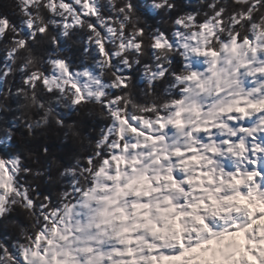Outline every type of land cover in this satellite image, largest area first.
Returning <instances> with one entry per match:
<instances>
[{
  "label": "snow or ice",
  "instance_id": "snow-or-ice-1",
  "mask_svg": "<svg viewBox=\"0 0 264 264\" xmlns=\"http://www.w3.org/2000/svg\"><path fill=\"white\" fill-rule=\"evenodd\" d=\"M200 3L170 18L171 34L144 17L174 0H15L18 22L0 13V94L19 73L16 95L40 116L28 133L54 124L83 143L61 106L105 119L91 151L61 165L56 203L22 181L42 173L21 155L0 156V220L30 221L15 224L22 241L0 243V264H264V0ZM76 32L92 66L59 54ZM49 40L45 58L36 46ZM141 65L143 99L128 75Z\"/></svg>",
  "mask_w": 264,
  "mask_h": 264
},
{
  "label": "trees",
  "instance_id": "trees-1",
  "mask_svg": "<svg viewBox=\"0 0 264 264\" xmlns=\"http://www.w3.org/2000/svg\"><path fill=\"white\" fill-rule=\"evenodd\" d=\"M141 6L145 5L148 0H138ZM177 8L170 14H156L152 12L144 17L147 25L152 28L159 27L169 34L172 32L171 19L175 16L188 12H201L206 10L202 7L200 0H174ZM0 13H6L14 22H18V16L15 12V0H0ZM54 34H58L54 30ZM85 34L81 32L74 33L70 38L60 37L59 54L65 57L74 67V69L83 66H92V55L85 52ZM0 45V67H2L3 52ZM37 54L45 58L56 52L55 47L49 41H43L36 46ZM145 62H148L145 60ZM182 61L179 56L173 58V70L179 71ZM128 75L132 77L134 92L138 98L143 99V89L146 88L143 67L136 66ZM170 79V78H169ZM22 86V78L19 73L11 77L8 83L2 86V91L6 92L11 89L12 94L4 98L0 94V139L4 136V130L11 128L13 135L11 142L0 144V156L8 154H19L22 157L23 164L33 170V173L39 171L41 176L34 175L22 177V181H27L36 188L41 196L48 195L53 202L59 201L60 194L69 186V179L60 176L63 167L72 166L76 159H83V156L91 151V144L99 137L101 128L105 125V119L98 112L82 116L80 113L71 112L62 106L57 108L65 114L66 123L72 124L76 121H82L81 127L84 140L74 139L66 136L63 130L57 128L54 124L51 127L38 128L34 135L27 131L25 121L38 120L40 116L35 109L28 110L24 107L23 97L16 95V89ZM167 84H159L158 92L163 93ZM45 99L47 97L45 96ZM55 106V105H54ZM48 148V154L45 155L43 148ZM61 165L63 167H61ZM35 195V194H34ZM23 223L29 225L30 221L20 211H13L7 221L0 220V243L9 246L17 241H22L19 229L15 224Z\"/></svg>",
  "mask_w": 264,
  "mask_h": 264
}]
</instances>
